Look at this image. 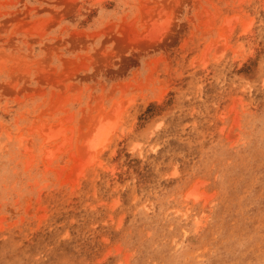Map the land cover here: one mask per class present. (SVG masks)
<instances>
[{
    "label": "rangeland",
    "instance_id": "rangeland-1",
    "mask_svg": "<svg viewBox=\"0 0 264 264\" xmlns=\"http://www.w3.org/2000/svg\"><path fill=\"white\" fill-rule=\"evenodd\" d=\"M0 264H264V0H0Z\"/></svg>",
    "mask_w": 264,
    "mask_h": 264
},
{
    "label": "bare ground",
    "instance_id": "bare-ground-1",
    "mask_svg": "<svg viewBox=\"0 0 264 264\" xmlns=\"http://www.w3.org/2000/svg\"><path fill=\"white\" fill-rule=\"evenodd\" d=\"M99 126H100V124H99ZM99 126H98V128H97L98 131L101 130V129L99 128ZM102 126H103V125H102ZM102 128H103V127H102ZM104 128H105V126H104ZM103 130H104V129H102L101 132H99V133H98V131L95 130V133H94V134H95V135H96V133H98V134H97V137H96L94 134H92V135H93V139H94L93 142H95V141L97 140L95 143H97V142H98L99 144L101 143L100 140H101L102 137H104V136L106 135V133H107V131L105 132V131H103ZM94 136H95L96 138H94ZM106 136H107V135H106ZM93 139H92V140H93ZM92 140H91V141H92ZM91 141H90V142H91ZM93 146H95V144L92 145V146H88V147H89V148H88V150H89L88 152L91 153V154H92V152H90V151H92V150H91V147H92V148H95V147H93ZM94 152H95V151H94Z\"/></svg>",
    "mask_w": 264,
    "mask_h": 264
}]
</instances>
